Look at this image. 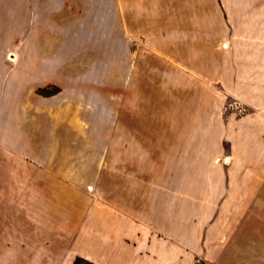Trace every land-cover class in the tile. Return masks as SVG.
<instances>
[{"label": "crops", "instance_id": "crops-1", "mask_svg": "<svg viewBox=\"0 0 264 264\" xmlns=\"http://www.w3.org/2000/svg\"><path fill=\"white\" fill-rule=\"evenodd\" d=\"M137 12L136 0H0V264H131L122 245L137 233L135 211L125 212L122 193L106 204L101 190L118 188L103 178V159L122 140L115 130L134 92ZM200 15L180 29L173 61L214 85L233 66V33ZM255 51L248 61L264 74V51ZM49 84L60 91L37 92ZM249 163L231 168L241 180L217 199L243 221L256 207L264 241V157Z\"/></svg>", "mask_w": 264, "mask_h": 264}, {"label": "rangeland", "instance_id": "rangeland-1", "mask_svg": "<svg viewBox=\"0 0 264 264\" xmlns=\"http://www.w3.org/2000/svg\"><path fill=\"white\" fill-rule=\"evenodd\" d=\"M136 1L137 33L128 39L137 50L134 92L125 95L116 126L122 140L103 159V178L119 186L101 190L106 204L122 193L125 212L135 211L137 233L123 237L122 249L131 264H259L256 207L243 221L217 189L224 197L241 180L231 168L264 157V74L248 61L264 51V0ZM196 11L233 33V66L214 85L173 61L180 29Z\"/></svg>", "mask_w": 264, "mask_h": 264}, {"label": "trees", "instance_id": "trees-1", "mask_svg": "<svg viewBox=\"0 0 264 264\" xmlns=\"http://www.w3.org/2000/svg\"><path fill=\"white\" fill-rule=\"evenodd\" d=\"M60 91V87L57 86V85H54V84H49V85H46L44 87H39L37 89V92L39 94H42V95H52V94H55L57 92ZM73 264H97V263H94L84 257H81V256H76L74 261H73Z\"/></svg>", "mask_w": 264, "mask_h": 264}]
</instances>
